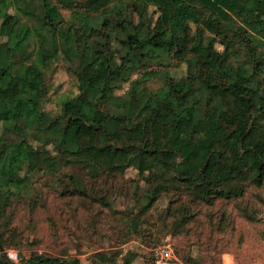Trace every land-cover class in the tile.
Returning <instances> with one entry per match:
<instances>
[{
  "label": "trees",
  "instance_id": "16d2710c",
  "mask_svg": "<svg viewBox=\"0 0 264 264\" xmlns=\"http://www.w3.org/2000/svg\"><path fill=\"white\" fill-rule=\"evenodd\" d=\"M9 6L16 11L7 12ZM0 16V219L40 171L66 178L62 195L110 205L103 177L116 179L124 165L133 166L153 183L130 217L135 227L169 185L189 196L174 192L169 199L167 213L179 209L181 226L195 215L190 202L235 198L248 181L263 183L264 94L257 86L239 102L231 67L242 45L249 47L254 67L246 72L254 82L264 0H0ZM167 56L187 64L184 75L167 74L157 90L146 83L156 70L131 79L137 68ZM55 59L70 62L79 92L53 114L44 106ZM127 82L128 91L116 95ZM16 168L26 173L24 182L9 179ZM98 255L100 264H130L134 257ZM11 261L69 264L47 253ZM0 264H10L1 253Z\"/></svg>",
  "mask_w": 264,
  "mask_h": 264
},
{
  "label": "rangeland",
  "instance_id": "374dc122",
  "mask_svg": "<svg viewBox=\"0 0 264 264\" xmlns=\"http://www.w3.org/2000/svg\"><path fill=\"white\" fill-rule=\"evenodd\" d=\"M119 5L125 8L124 3ZM15 11L14 6L7 8V12ZM63 12L70 17L69 9L63 8ZM2 21L0 16V26ZM206 35L213 36L208 32ZM220 40L218 36L217 46L222 49ZM260 49L262 62L255 69L254 82L246 72L254 67L247 61L249 47L242 45L239 58L232 57L231 73L237 79L239 102H243L247 92L254 93L257 86L264 94V45ZM166 59L165 63L152 62L146 69L137 68L131 79L156 70L146 83L157 90L164 85L167 74L175 77L185 74L186 63L177 66L172 57ZM71 68L70 62L63 59H55L47 68L44 107L53 114L60 112L67 98L79 92L78 79ZM130 85L124 83L115 94H125ZM63 170L85 175L78 168ZM26 178V173L18 168L9 174V179L16 183ZM31 178L32 183L21 192V197L10 199L0 219L10 239L5 247L17 252V258L11 260L18 263L35 254L47 253L66 259L69 264H100L98 254L106 253L115 256L118 262L134 256L130 264H151L152 248L169 239L185 262L191 259L197 264H264V181L262 184L248 181L245 191L235 198H218L211 204L190 202L195 215L181 226L177 223L179 209L167 213L169 199L175 197L174 192L185 200L189 196L169 185L135 227L130 217L139 213L153 183L133 166L124 165L116 179L107 181L103 177L110 205L89 203L80 198L84 196L62 195L60 188L66 178H61L59 172H35Z\"/></svg>",
  "mask_w": 264,
  "mask_h": 264
},
{
  "label": "built area",
  "instance_id": "2783aa9c",
  "mask_svg": "<svg viewBox=\"0 0 264 264\" xmlns=\"http://www.w3.org/2000/svg\"><path fill=\"white\" fill-rule=\"evenodd\" d=\"M6 252L10 259L17 258L14 249L6 248ZM152 264H183V261L176 254L172 242L166 239L152 248Z\"/></svg>",
  "mask_w": 264,
  "mask_h": 264
},
{
  "label": "water",
  "instance_id": "95a60500",
  "mask_svg": "<svg viewBox=\"0 0 264 264\" xmlns=\"http://www.w3.org/2000/svg\"><path fill=\"white\" fill-rule=\"evenodd\" d=\"M0 251H1V254L4 257V259L7 262H9L10 264H13V262L11 261V259L9 258V256L7 255L6 248L2 244H0ZM28 264H34V263H28Z\"/></svg>",
  "mask_w": 264,
  "mask_h": 264
}]
</instances>
